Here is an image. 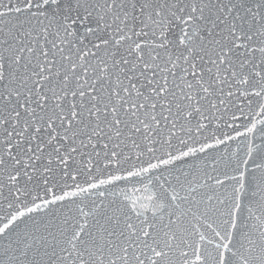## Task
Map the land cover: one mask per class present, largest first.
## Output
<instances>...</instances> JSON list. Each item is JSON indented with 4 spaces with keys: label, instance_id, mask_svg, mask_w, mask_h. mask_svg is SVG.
<instances>
[{
    "label": "snow or ice",
    "instance_id": "obj_1",
    "mask_svg": "<svg viewBox=\"0 0 264 264\" xmlns=\"http://www.w3.org/2000/svg\"><path fill=\"white\" fill-rule=\"evenodd\" d=\"M0 264H264V0H0Z\"/></svg>",
    "mask_w": 264,
    "mask_h": 264
}]
</instances>
